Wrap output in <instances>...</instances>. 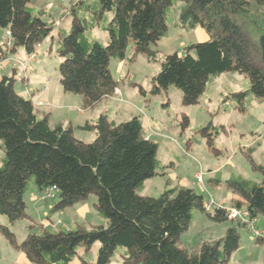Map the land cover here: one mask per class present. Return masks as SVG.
Listing matches in <instances>:
<instances>
[{"label": "trees", "instance_id": "trees-1", "mask_svg": "<svg viewBox=\"0 0 264 264\" xmlns=\"http://www.w3.org/2000/svg\"><path fill=\"white\" fill-rule=\"evenodd\" d=\"M31 1L0 0V28L10 31L11 51L21 47L29 54L54 26L41 18L45 10L31 7ZM80 2L70 6L71 28L58 37L55 51L60 88L80 94L85 107L113 94L118 81L110 60H124L129 45L128 59L144 53L149 61H159L152 90L177 87L183 104L197 103L207 81L225 72L246 76L249 91L264 99V0H98L93 24L98 23L96 16L111 13L103 25L108 33L105 45L82 38L83 26L75 17ZM175 4V24L186 29L199 26L208 38L189 44L182 53L161 54L150 44L167 35V11ZM14 82V73L0 77V215L9 224L29 218L23 196L32 182L40 194L54 186L57 199L49 213L94 193L96 213L106 220L105 226L89 228L69 222L47 229L31 223L20 242L0 224V232L30 262L69 264L78 246L86 251L99 241L95 264H109L116 246L125 248L121 264H227L240 239L235 225L221 238L202 241L194 249L178 243L193 207L218 222L230 220L223 209L205 211L203 195L181 184L157 196L139 192L146 179L163 171H157V143L145 136L137 115L107 121L100 114L93 122L85 121L80 127L95 130V136L83 141L69 125H50L48 114L39 115L32 99L14 89ZM230 95L239 99L243 93ZM250 162L261 174L259 182L237 177L211 180L240 197L230 205L243 206L250 217H264V166ZM80 261L90 264L82 256Z\"/></svg>", "mask_w": 264, "mask_h": 264}, {"label": "rangeland", "instance_id": "rangeland-1", "mask_svg": "<svg viewBox=\"0 0 264 264\" xmlns=\"http://www.w3.org/2000/svg\"><path fill=\"white\" fill-rule=\"evenodd\" d=\"M76 1L30 2L35 9L43 8L45 11L41 13V18L47 22L53 21L54 26L41 41L38 55L30 62L27 60L24 68L20 65L16 67L14 89L32 99L39 115L48 114L50 125H69L74 135L83 141H91L95 136V130L80 127L85 121L93 122L100 114L107 121H122L137 115L140 121L143 120L145 133L150 130L151 139L157 143V171H163V174L144 181L139 190L142 195L157 196L165 189L181 184L193 188L204 199L212 198L230 205L225 200L231 189L217 186L211 179L237 177L245 181H260L261 174L252 168L250 160L264 166V99L249 91V81L243 74L225 72L212 77L207 81L197 103L183 104L182 92L177 87L152 90L159 61H149L144 53H137L133 59H128L132 54L129 45L121 70L118 61L111 59L109 64L118 81L117 89L121 92L116 99L105 97L92 107H85L80 94L63 91L58 82L60 58L55 47L58 37L70 31L73 16L70 6ZM80 1L75 6V17L83 26L82 38L97 40L105 45L108 33L103 25L111 13L104 12L101 17L96 16L98 23L94 25L98 0ZM177 17L178 4H175L167 11V35L150 44L158 53H182L189 44L208 38L199 26L193 29L177 26ZM17 49L21 50V47ZM27 58L26 54L20 59L23 61ZM4 74L11 75L10 69L0 68V77ZM237 92L243 93L239 99L230 95ZM117 106L124 111L115 117L112 112ZM2 163L3 152L0 149V166ZM212 170L215 173H210ZM198 171L202 172V184L195 177ZM23 198L29 218L9 224L6 216L0 215V224L7 225L18 242L24 239L31 223H42L47 229L69 222L84 228L106 225V220L96 213L97 197L94 193L54 213H49V208L56 201V195L41 197L32 182H29ZM190 212L188 227L179 237L180 246L194 249L202 241L221 238L229 226L235 225L240 239L227 264H264V241H256L248 228L237 226L235 220L214 221L195 207ZM256 226L264 229L263 216H257ZM99 245V241H94L86 251L78 246L69 264H82L81 256L88 263L95 264ZM124 252V247L116 246L109 264H121ZM0 264L35 263L28 261L24 253L15 249L0 232Z\"/></svg>", "mask_w": 264, "mask_h": 264}, {"label": "built area", "instance_id": "built-area-1", "mask_svg": "<svg viewBox=\"0 0 264 264\" xmlns=\"http://www.w3.org/2000/svg\"><path fill=\"white\" fill-rule=\"evenodd\" d=\"M59 22L57 21L56 24ZM13 45V40L10 35V31L8 29H5L4 35L0 39V48L2 52V56L0 59V68L4 67L6 64H11L13 67H17L18 65L22 66L24 68L25 62L21 59H18L16 57H12L9 55L11 52V48ZM40 43L37 44L33 50L28 54V61L35 58L39 53ZM116 93H118V89L115 88ZM151 131L149 130V133H145L146 137H150ZM196 180L202 184V172L198 171L195 173ZM54 186L48 189H45L41 192V197L43 198H50L54 195ZM203 206L205 211L210 212L211 214L214 212L215 208H221L224 210L225 215L230 220H235L239 223H241L243 226L248 228L254 238H263L264 239V229L256 226V218L250 217L249 212L247 209H245L243 206H234V205H225L220 202H216L212 198L204 199Z\"/></svg>", "mask_w": 264, "mask_h": 264}, {"label": "crops", "instance_id": "crops-1", "mask_svg": "<svg viewBox=\"0 0 264 264\" xmlns=\"http://www.w3.org/2000/svg\"><path fill=\"white\" fill-rule=\"evenodd\" d=\"M4 31H5V29H3V28H0V39L2 38V36L4 35ZM26 52H25V50L23 49V48H21V50H18L17 48L14 50V51H11L10 53H9V55L10 56H15L16 58H18V59H20V58H24L25 56H26ZM28 55V54H27ZM28 60V58L26 59V60H23L24 62L25 61H27ZM30 62V61H29ZM123 63H124V60H121V61H118V67H119V70H121L122 69V65H123ZM4 67H6L7 69H10V71H11V73H14V72H16V67H13L10 63L9 64H6ZM3 68V67H2ZM28 77V76H27ZM118 93H116V91H114L113 92V94L112 95H109V96H106V97H110V98H112L113 100L114 99H116L117 98V96H120L121 95V92H120V90L118 89ZM105 98V97H104ZM123 109L120 107V106H117V108L115 109V108H113V112H112V114H113V116H115V117H118V116H120L122 113H123ZM146 118V117H145ZM114 121H121L120 119H114ZM141 123H142V126H143V129H144V132H145V126H144V124H143V120L141 121ZM147 124H148V122H146ZM151 138V137H150ZM210 173H215V172H213V170L210 172ZM220 180H224V179H222V178H220ZM215 185H217V186H222L221 184H219V183H217L216 182V184ZM184 186H186V185H184ZM240 197L236 194V193H234V192H232V191H230V193H229V195L227 196V200H225V202L227 203V204H230L231 203V200H233V199H239ZM216 202H219V201H216ZM220 203H222V204H225V203H223V202H220ZM257 218V217H256ZM25 256V255H24ZM25 258H26V256H25ZM27 259V258H26ZM28 260V259H27ZM29 261V260H28Z\"/></svg>", "mask_w": 264, "mask_h": 264}]
</instances>
